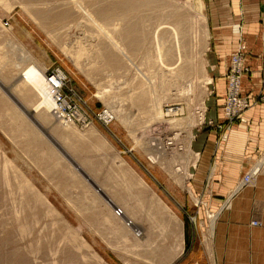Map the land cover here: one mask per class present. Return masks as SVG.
Returning a JSON list of instances; mask_svg holds the SVG:
<instances>
[{
    "label": "rangeland",
    "instance_id": "obj_1",
    "mask_svg": "<svg viewBox=\"0 0 264 264\" xmlns=\"http://www.w3.org/2000/svg\"><path fill=\"white\" fill-rule=\"evenodd\" d=\"M75 1L79 3L76 5L77 7L74 6L75 16L70 13V20H67L69 26L59 30L50 26L52 17L62 13L60 10L53 9L52 11V6L56 3L55 0H0V63L3 65H0V180L4 175V156L9 158L18 170L14 172L10 166L7 167L13 192L9 191L6 185L0 183V188H3V192L5 191L3 194L0 193V264H67V262L69 264V261L64 257L63 250H58L61 244H64L63 247L67 245L75 250L72 252L75 254L71 257L72 261L74 260L73 263L99 264L92 256H89L91 253L82 260L81 252L84 249L80 251L76 241V243L71 241L69 236L64 237V228L61 227L62 224L59 220L67 222L77 234L86 240L89 248L88 251H84L85 254L89 251L96 252L106 264H126L122 253L131 247L132 238L130 237L133 231L129 230H140L143 233L142 237H145L144 234L148 228L161 231V233L155 231L161 235V242H164L167 237L164 242V247L169 254L167 264H224L225 257H220L217 253L226 252L225 247L231 246L233 243L226 240L224 248L218 251L216 243L214 244L213 241V233L217 216L224 215L226 212L230 213L232 204L228 200L223 201L220 208L210 207L206 200H202L191 190L190 181L192 179L189 180V178L193 174L192 165L196 162L192 149L195 130L205 127L207 124L217 126L220 123H216L213 119L208 120L206 101L211 94L210 80L212 81L213 76L212 36L213 31L217 28L218 18L219 25L225 21L224 15L220 18L225 3L217 0H159V4L154 3L151 10L149 12L146 10L143 15L149 17L146 26L148 31L145 30L148 34L150 31L149 46L145 47L143 44L141 50L127 51V54L122 56L123 61L121 62L122 65H126V69L123 66L120 68L121 70H117L114 65L109 64L101 56L95 60V58L83 55L80 59L81 64L75 60V52L77 53L81 46L87 50L96 44V41L93 42V37L97 36V32H94H99V30H97L95 22L98 21L97 24H102L103 28L112 29L118 26L119 20L115 14L114 16L113 13L108 12L107 17L99 16L103 15L100 10L102 6V8H111L116 0ZM48 2L53 4L50 5ZM58 4L54 7L59 6ZM87 7L89 12L90 9L93 12H90L93 15L90 17L94 18V21L85 15L88 12ZM41 8L45 9V12L41 14L46 16H43L42 19L39 18L40 21L37 18ZM37 13L39 14L37 15ZM138 16L141 18V15L138 14ZM179 16L184 18V24H182L184 30L188 29L184 31L185 33L183 32L185 36L181 35L180 41L185 45L184 52L187 53L185 50H190L191 57L195 56V67H198L195 74L198 76H195L194 80L192 77L187 78L188 80L185 79L184 81L187 83L183 81L182 84H174L175 79L173 81V79H169L170 77H162L156 67L151 66L152 62L146 59V51L150 50L151 54L156 53L153 45V32L158 29L161 22L163 24H161L160 28L162 29L160 30L165 31V36L169 39L166 27L169 31L176 28ZM203 18L204 22L201 20ZM89 19L92 22L88 21ZM76 20H79L83 27H77ZM185 20L190 23L187 25ZM174 23L177 25L175 26ZM163 27L165 28L163 29ZM189 30L191 31L188 32ZM237 33L240 34L239 29ZM72 41L73 43H71ZM242 42L245 44L243 37L240 36L236 50ZM79 44L82 45L78 47ZM143 47L146 49L145 52ZM86 50L84 49V52L88 54ZM26 54H30L38 64L45 67V75L48 70L55 68L65 74L66 82L61 91L62 97L70 107L78 110L79 114L84 117L85 123L78 120L69 123L57 118L53 113H50L46 122L41 121L39 117L33 119L29 115L26 108L31 110V107L34 108V103L32 102L31 105L19 94L18 88L23 81L22 78H17L21 69L28 64L25 57L30 59ZM11 65L12 67H10ZM200 69L202 70L201 74ZM15 71L18 72V75H13V79L11 76ZM196 77H199L198 79L202 82ZM202 77L204 78L201 79ZM164 78L165 80H163ZM183 85L186 87L183 88ZM187 85H191V87H187ZM164 92L170 93L171 98L162 102L163 118L156 119L151 116L153 114L151 104L154 105L155 99ZM137 95L141 98L144 96L143 98L146 100ZM225 99L226 89L222 109ZM12 109L21 115V120L16 118ZM42 109L43 107L37 112L44 110ZM168 109H170L169 114H167ZM107 110L112 115L115 113V117L105 119L103 113ZM241 119L240 117L235 121ZM224 121L226 120L224 119L222 122ZM96 141H99L98 144ZM154 153L158 154V162H153L150 157ZM48 169L49 171H47ZM126 172L130 174L126 175ZM13 175L17 179L21 175L27 178L44 196L43 199H47L56 209L57 214L48 213L43 203L40 200L37 203L38 199L36 200L32 193L27 192V188H16ZM130 175L135 176L131 177L136 180L143 177L142 179L151 187L150 192L156 193L172 213H166L159 205L152 202L153 199H149V196L140 194L139 187H135L136 183L134 179L130 180L132 179ZM22 191H26V193ZM22 194L28 195L33 200V204H38V211L41 212L38 216H40L39 220H42L35 223L34 218L31 220L33 216H29L30 220L24 221L26 223H23V226L20 219H17L18 223L14 218V208L22 210L20 212L22 217L27 213L24 208L25 203L23 204V200L19 199ZM202 197H210V193L204 191ZM110 198L114 201L109 202ZM122 210H124V214L119 217ZM153 215L156 216L153 217ZM173 215L174 217H170ZM114 216L119 217V220ZM175 216L177 217L175 218ZM46 219L52 223H48ZM130 220H134V224L126 229L124 225L128 226L127 223ZM258 222L260 223L258 226H261V222ZM52 227L55 228V235L51 234L52 230L49 231ZM46 233H49L48 236L53 238L46 237ZM123 247L124 249H122ZM213 247L215 253L212 252ZM43 249L48 250L47 255ZM55 249L58 252H54ZM118 249L119 251H117ZM156 250L160 252L161 249ZM52 254H57L54 261L51 259ZM162 257L163 254L160 253L156 256L151 255L142 263L157 264Z\"/></svg>",
    "mask_w": 264,
    "mask_h": 264
},
{
    "label": "crops",
    "instance_id": "obj_2",
    "mask_svg": "<svg viewBox=\"0 0 264 264\" xmlns=\"http://www.w3.org/2000/svg\"><path fill=\"white\" fill-rule=\"evenodd\" d=\"M225 3L220 14L224 23L213 31L211 94L208 97L207 116L216 123L224 120L222 103L225 96V74L235 52L238 38L245 42V64L249 72L243 77L242 93L257 99L264 87L263 78V0H217ZM240 31V34L237 31ZM243 120L227 124L223 129L207 124L197 128L192 138L193 158L191 190L220 208L223 201L231 202L230 213L218 215L213 241L217 250L226 252L224 264H264V166L255 185L237 190L243 175L264 149V107L258 102L244 111ZM210 197H202L203 192ZM251 214V216H250ZM258 220L261 226H253ZM228 245V244H227ZM213 253L214 247H213Z\"/></svg>",
    "mask_w": 264,
    "mask_h": 264
},
{
    "label": "bare ground",
    "instance_id": "obj_3",
    "mask_svg": "<svg viewBox=\"0 0 264 264\" xmlns=\"http://www.w3.org/2000/svg\"><path fill=\"white\" fill-rule=\"evenodd\" d=\"M56 1V3H51V4H53V6H52V11H53V9L54 10H60V11H62V13H58V14H56V15H54L53 17H52V20H51V25L50 26H52V27H54L55 29H63V28H65L67 25H68V21L67 20H70V17H71V14L70 13H73V15H74V12H76V10H75V7L74 6H76V5H79V3H77L75 0H63L61 3H59L58 4V2H60L61 0H59V1H57V0H55ZM78 1V0H77ZM82 1H84V0H82ZM89 1H91V0H89ZM103 1V0H102ZM105 1V0H104ZM159 0H116V3H114V5L111 7V8H109L108 6V8H102L101 7V12L103 13V15H99V16H106V14L109 12V13H113V15L115 14L116 16H117V18H118V20H119V24H118V26H116L117 27V29H116V27H113L112 29L110 28H103V27H101V25H99V24H97V19H96V21L97 22H95L96 23V27L98 28L97 30H99V32L98 31H93L94 33H96L97 32V36L95 37H93L94 38V40H93V42H95L96 41V44H91L92 46H91V48H87V50H86V48H83L80 44L78 45V47L79 46H81L80 47V49L78 48V47H76V48H78L79 50H77V53L75 52V55H76V59L75 60H77V62H79L80 64H81V62H80V59L82 58V56L83 55H85V56H90V57H92V58H95V60L97 59V57L98 56H101L102 58H104L105 60H107L108 61V63L109 64H112V66L114 65V67H116L115 69H117V70H119L121 67H123L124 66V68L126 69V65L125 64H123L122 65V56L123 55H125V54H127L126 52L128 51H132V52H135V51H137V50H141V48H142V46H143V44H144V46L146 47V45H148L149 46V40H150V31H149V34H148V32L146 33L145 32V30H147L146 28V26H147V21H149V17H146V16H143L144 15V13H145V11L147 10L148 12L151 10V7L153 6V4L155 3L156 5L157 4H159V2H158ZM160 1H162V0H160ZM53 2V1H52ZM92 2V1H91ZM189 2V1H188ZM40 3V2H39ZM49 3V2H48ZM96 3V2H95ZM104 3V2H103ZM180 3V2H179ZM190 3V2H189ZM50 4V3H49ZM50 4V5H51ZM56 4H58L59 6H56V7H54V5H56ZM82 4H83V2H82ZM184 4H188V3H184ZM96 5V4H95ZM82 6V5H81ZM81 6H80V8H81ZM84 6V5H83ZM101 6V5H100ZM185 6V5H184ZM77 7V6H76ZM86 7V6H85ZM96 7V6H95ZM105 7V6H104ZM177 7V6H176ZM97 8H99V7H97ZM49 9V8H48ZM179 10H180V8H178ZM98 10V9H97ZM83 11V10H82ZM87 11H88V7H87ZM176 11H177V8H176ZM45 12V9L43 8H41V11H40V14L39 13H37V15L39 14V16H38V18H37V20L39 19V18H44L43 16H46V15H43V14H41V13H44ZM47 12V11H46ZM51 12V11H50ZM78 12H79V10H78ZM77 12V13H78ZM85 12V11H84ZM89 12V11H88ZM88 12H87V14H85V15H87V16H91V17H93V15L91 14V13H93L92 11H91V9H90V12H89V14H88ZM48 13V12H47ZM96 13V12H95ZM94 13V14H95ZM98 13V12H97ZM100 13V12H99ZM98 13V14H99ZM101 13V14H102ZM147 13V12H146ZM174 13H176V12H174ZM138 14L139 15H141V18H139V16H138ZM72 15V16H73ZM80 15H81V13H80ZM114 15V16H115ZM75 16V15H74ZM107 16H108V14H107ZM106 16V17H107ZM155 16V15H154ZM80 17V16H79ZM90 17V18H91ZM95 17V16H94ZM111 17V16H110ZM165 17V16H164ZM164 17H162V18H164ZM193 17V16H192ZM78 18V17H77ZM83 18V17H82ZM87 18V17H86ZM161 18V17H160ZM191 18V17H190ZM92 19V18H91ZM91 19H89L88 21H90V22H92V21H94V18L92 19V21H91ZM183 17L182 16H179L178 18H177V21H178V25H177V27L175 28H173V29H171V31H169V30H167L168 29V27H166L167 29H166V32L168 33V35H169V39L168 38H166V36H165V31H161L160 29H162V28H160V26H161V24H163L162 22H161V24L159 25V27H158V29H155V31L152 33L153 34V38H154V50L156 51V53L155 54H151L150 53V50H147L146 51V59L149 61V62H152V67H156V70H158V72L161 74V76L163 77V76H167L169 79H173V81H174V79H175V81H174V84H179V83H181V82H183L185 79H187V78H190V77H192L193 78V80H194V78H195V76H198V74L196 75L195 73H197V71H196V69L198 68H196L195 67V61H194V59H195V56L192 58L191 57V53L188 51V50H185V51H187V53H185L184 52V50H183V48H184V44H183V42L182 41H180V38H181V35H183V32L185 31V30H188V29H185L184 30V28H183V26H182V24H184V22H183ZM189 19V18H188ZM40 20V19H39ZM80 20V19H79ZM79 20L77 21V23H75L76 24V26L78 27V26H82L83 27V25L79 22ZM81 20H83V19H81ZM115 20V19H114ZM155 20H156V18H155ZM164 20V19H163ZM203 22L205 21V19L203 18V19H201ZM41 21V20H40ZM67 21V22H66ZM161 21H162V19H161ZM185 21H187V25L190 23V22H188V20H185ZM190 21V20H189ZM197 21V24H198V20H196ZM75 22V20L73 21V23ZM195 22V21H194ZM43 23H44V20H43ZM83 23V22H82ZM94 23V22H93ZM107 23V22H106ZM186 23V22H185ZM192 23V22H191ZM201 23V22H200ZM70 24V23H69ZM91 24V23H90ZM105 24V23H104ZM111 24V23H110ZM92 25V24H91ZM174 25H175V23H174ZM175 25V26H176ZM199 25V24H198ZM69 26V25H68ZM73 26V25H72ZM92 26H94V25H92ZM109 26V25H108ZM96 27H94V28H96ZM106 27V26H105ZM110 27V26H109ZM185 27H186V25H185ZM201 27V26H200ZM165 27H163V29H164ZM187 28V27H186ZM76 29V28H75ZM54 30V29H53ZM193 30V29H192ZM148 31V30H147ZM191 30H189L188 32H190ZM171 32H173L172 34H171ZM89 33V32H88ZM94 33H92V34H94ZM185 33V32H184ZM52 34V33H51ZM90 34V33H89ZM151 34V35H152ZM53 35V34H52ZM167 35V36H168ZM183 36H185V34L183 35ZM208 37V36H207ZM55 38V37H54ZM187 39H189V38H187ZM184 41V40H183ZM187 41H189V40H187ZM77 42V41H76ZM105 42V43H104ZM190 42V41H189ZM71 43H73V41L71 42ZM15 45V44H14ZM94 46V47H93ZM14 47H16V46H14ZM94 48V49H93ZM191 48V47H190ZM84 49L86 50V51H88L87 53L88 54H86V52H84ZM89 49V50H88ZM144 50H146L144 47H143V51ZM84 52V53H83ZM145 52V51H144ZM190 53V55H189V53ZM148 53V54H147ZM28 57H30V59L29 58H26L25 57V60L27 59V65L25 66V67H23L22 69H21V71H20V74L18 75V72H13L12 73V78H13V75L15 76V75H18V79H20V78H22V83H21V85H20V88H18L19 90H18V92H19V94L22 96V98H24V99H26V101H28V102H30L31 103V105H32V102L34 103V108H32L31 107V110L30 109H28V108H26V111H28V113H29V115H31L32 116V118L33 119H36L37 117H39L40 119H41V121H44V122H46L48 119H49V115H50V113H53V109L54 108H56V99H57V93L55 92V93H53V89L48 85V83H47V81H46V77H45V67H43L41 64H38V62L36 61V60H34V58L30 55V54H26ZM132 55V54H131ZM145 55V54H144ZM4 56V55H3ZM84 56V57H85ZM119 56V57H118ZM132 57V56H131ZM5 58V57H4ZM3 58V59H4ZM191 58H192V60H191ZM91 59V58H90ZM121 59V60H120ZM198 60V59H197ZM196 60V61H197ZM2 61V60H1ZM112 61V62H111ZM198 62V61H197ZM79 63H78V65H79ZM147 63V62H146ZM25 64V63H24ZM149 64V63H148ZM0 65H2V63H0ZM13 65V64H12ZM12 65L10 66V67H12ZM201 65V64H200ZM3 66V65H2ZM6 66H7V64H6ZM197 66V65H196ZM86 68V67H85ZM203 68V67H202ZM16 69V68H15ZM204 69V68H203ZM121 70V69H120ZM201 70V69H200ZM202 73V70H201V72H200V74ZM204 73H205V71H204ZM98 76V75H97ZM204 76V75H203ZM205 77V76H204ZM204 77H202L201 79H203ZM17 78H15V79H17ZM167 78V79H168ZM197 78V77H196ZM199 78V77H198ZM197 78V79H198ZM14 79V78H13ZM17 79V80H18ZM205 80H207V78L205 77L204 78ZM163 80H165V78L163 79ZM188 80V79H187ZM192 80V81H193ZM199 81H201L200 79H198ZM199 81L197 82V83H199ZM141 82V81H140ZM184 82H186V81H184ZM194 82V81H193ZM202 82V81H201ZM200 82V83H201ZM210 82H211V80H210ZM209 82V83H210ZM164 83V82H163ZM187 83V82H186ZM142 84V83H141ZM182 84V83H181ZM165 85H166V82H165ZM139 87H140V84L138 85ZM164 86V85H163ZM170 86V85H169ZM184 86V85H183ZM191 87V85H187V87ZM195 86V85H194ZM141 87H142V85H141ZM186 86H184L183 88H185ZM182 88V89H183ZM195 88V87H194ZM196 88H197V86H196ZM144 89V88H143ZM167 89V88H166ZM165 89V90H166ZM193 91V90H192ZM183 92H184V90H183ZM182 92V93H183ZM139 93V92H138ZM141 93V92H140ZM146 92H144V95H146L145 94ZM185 93V92H184ZM136 94V93H135ZM142 94V93H141ZM140 94V95H141ZM181 94V93H180ZM143 95V94H142ZM141 95V96H142ZM109 96V95H108ZM136 96V95H135ZM138 96V95H137ZM175 96V95H174ZM186 96V95H185ZM138 97H140V96H138ZM138 97L136 98V100L138 99ZM144 97V96H143ZM142 97V98H143ZM146 97V96H145ZM157 97H159L158 95H157ZM169 97L171 98V95H170V93H162L161 94V96L159 97V98H157V99H155L156 101H155V103H154V105L153 104H151L152 106H153V110H152V108L150 109V111L151 112H153V114L151 115L152 117L154 116V118L156 117V119H160L163 115H162V110H161V106H162V102H164V101H167V100H165V99H169ZM178 97V96H177ZM200 97V96H199ZM133 98V97H132ZM141 98V97H140ZM141 98V99H142ZM176 99V98H175ZM178 99V98H177ZM184 99V98H183ZM118 100V99H117ZM135 100V101H136ZM143 100H146V98L144 99L143 98ZM142 100V101H143ZM152 100V99H151ZM139 101V100H138ZM137 102V101H136ZM152 103V102H151ZM139 105V104H138ZM148 106V105H147ZM41 107H43V111H41V112H37V111H39V109L41 108ZM206 108V107H205ZM13 110V109H12ZM15 110V109H14ZM13 110V111H14ZM148 110V109H147ZM168 111V113L167 114H169V112H170V109H168L167 110ZM113 112V111H112ZM147 112V111H146ZM172 112V111H171ZM14 114H15V116H16V118H18L19 120H21L20 118H21V115H18L17 113H16V111H14ZM107 114H108V116H107V118H112V116H114L115 115V113L112 115V113L110 112V111H108L107 110ZM150 114V113H149ZM173 114V113H172ZM51 115H53V114H51ZM119 115V114H118ZM115 117V116H114ZM205 117V116H204ZM53 118V117H52ZM163 118V117H162ZM162 120V119H161ZM177 121V120H176ZM176 121H174V122H176ZM173 122V121H172ZM171 122V123H172ZM177 124V123H176ZM176 124H174V125H176ZM178 124H179V121H178ZM180 125V124H179ZM191 125V124H190ZM192 126V125H191ZM71 127V126H70ZM129 127V126H128ZM91 128H92V130H94L93 129V127L91 126ZM67 130V129H66ZM99 131V130H98ZM100 132V131H99ZM62 134V133H61ZM179 134V133H178ZM68 135V134H67ZM63 137V136H62ZM95 137V136H94ZM176 137H177V135H176ZM175 137V138H176ZM96 139H97V137H96ZM97 142V141H96ZM99 142V141H98ZM98 142H97V144H98ZM104 143V142H103ZM102 144V143H101ZM105 145V144H104ZM156 150V149H155ZM49 151V150H48ZM51 151V150H50ZM49 151V152H50ZM165 151V150H164ZM54 152V151H53ZM53 152H51V154L52 155H54L53 154ZM56 154V153H55ZM151 154V153H150ZM185 154V153H184ZM181 155V154H180ZM53 157V156H52ZM51 157V158H52ZM150 157H152L151 159H152V161L153 162H158V154L157 155H155V153H154V155H150ZM160 158V157H159ZM53 159V158H52ZM3 162H4V172H3V176H1V178H2V180H0V183H2L3 185H6L7 186V189L9 190V191H11V192H13L12 191V185H11V182H10V180H11V177L9 176V170L7 169V167H11L12 168V170L14 169V172L16 171H18L17 170V168L15 167V166H13V164H12V162H11V160L9 159V158H7L6 156H4V158H3ZM36 162V161H35ZM39 162V161H38ZM162 163V162H161ZM41 164V163H40ZM43 164V163H42ZM46 165H48V164H46ZM45 165V166H46ZM124 165V164H123ZM39 166V165H38ZM48 167V166H47ZM131 167V166H130ZM180 168V167H179ZM186 168V167H185ZM42 170V169H41ZM123 170V169H122ZM128 170V169H127ZM131 170V169H130ZM47 171H49V169L47 170ZM120 171V170H119ZM175 171V170H174ZM125 172V171H124ZM128 172H130V173H132L133 174V172H131V171H128ZM135 172V171H134ZM117 173V172H116ZM129 173V174H130ZM107 174V173H106ZM128 173L126 172V175H127ZM128 174V175H129ZM174 174V173H173ZM172 174V175H173ZM59 175V174H58ZM122 175V174H121ZM171 175V176H172ZM14 177H15V179H13V180H15V183H16V185H15V187L16 188H18V189H21L22 187L23 188H27V192H29V193H32V195H33V197L37 200V203H38V201L40 200L42 203H43V205H44V207L46 208V211L48 212V213H50V214H57L56 213V209L53 207V206H51V204L47 201V199L46 200H44L43 199V197L44 196H42L40 193H39V191L34 187V185L27 179V178H25L24 176H20L18 179H17V177L15 176V175H13ZM119 176V175H118ZM123 176V175H122ZM132 175H130V177H131ZM174 176H175V174H174ZM49 177H51V176H49ZM125 177V176H124ZM132 177H135V176H132ZM131 177V178H132ZM143 178V177H142ZM142 178H138V180H136L135 178H132V179H130L131 181H133V179H134V181H135V183H136V186L135 187H139V189H140V194H145L146 196H149L150 198L149 199H153V201L152 202H154V203H156V205H159L162 209H164L165 211H166V213H172L171 212V209L165 204V203H163L161 200L162 199H160L159 198V196L156 194V193H154V192H150L151 191V187H149L148 186V184L145 182V180H143ZM179 178V177H178ZM176 179H177V177H176ZM180 179V178H179ZM122 180V179H121ZM128 180V179H127ZM126 180V181H127ZM178 182H179V180H178ZM100 183V182H99ZM127 183V182H126ZM98 184V183H97ZM14 185V184H13ZM115 185V184H114ZM134 186V185H133ZM130 188V187H129ZM121 189V188H120ZM127 189V188H126ZM23 190V189H22ZM24 190H26V189H24ZM30 190V191H29ZM102 190V189H101ZM22 192H25L26 193V191H22ZM21 192V193H22ZM127 192V191H126ZM0 193H5V191L3 192V188L1 189L0 188ZM6 195V194H5ZM4 195V196H5ZM8 195V194H7ZM21 195V194H20ZM115 195V194H114ZM144 195V196H145ZM120 196V195H119ZM6 197V196H5ZM16 197V196H15ZM32 197V198H33ZM137 197V196H136ZM142 197V196H141ZM2 198V197H1ZM22 199L23 200V204L25 203V211L27 212V213H25V215H24V217H22L21 215H20V212H22V210H20L19 208H14V218L17 220V219H20V223H22L21 225H23V223H24V221H28V219L30 220V218H29V216H33L32 218H31V220L34 218V220H35V223H37V222H39L40 220H42V219H40L39 220V217L40 216H38V215H40V213H39V207H38V204L37 203H35V204H33V200H31L29 197H28V195H26V194H22V197H19V199ZM115 198V197H114ZM21 199H20V201H21ZM146 199H147V197H146ZM6 200V199H5ZM12 200V199H11ZM17 200H18V198H17ZM13 201V200H12ZM114 200H112L111 198L109 199V202H113ZM148 201H150V200H148ZM16 202V201H15ZM129 202V201H128ZM1 203H3V202H1ZM16 204V203H15ZM22 205V204H21ZM42 205V206H43ZM77 205V204H76ZM144 206V205H143ZM22 207V206H21ZM75 207V206H74ZM128 207V206H127ZM156 207V206H155ZM77 208V207H76ZM160 208V210H162ZM111 209V208H110ZM152 209H154V208H152ZM24 210V209H23ZM44 211V210H43ZM116 211V210H115ZM45 212V211H44ZM110 212V211H109ZM38 213V214H37ZM54 214V215H55ZM116 215H117V213H115ZM114 214V215H115ZM124 214V210H122V212H121V214L119 215V217L121 216V215H123ZM110 216V215H109ZM135 216V215H134ZM154 216H156V215H153V217ZM105 217V216H104ZM107 217V216H106ZM115 217V216H114ZM114 217H112V219L114 218ZM117 217V216H116ZM115 217V219H118V218H116ZM167 217V216H166ZM170 217H174V215L173 216H170ZM177 216H175V218H176ZM93 218V217H92ZM115 219H113V220H115ZM164 219H165V217H164ZM178 219V218H177ZM59 220V219H58ZM111 219H110V217H109V221H110ZM119 220V219H118ZM122 220V219H121ZM18 221V220H17ZM21 221H23V222H21ZM46 221L48 222V220L46 219ZM60 221V224H62V226L61 227H63L64 228V233H65V235H64V237H68L69 236V239H71V241H73V242H77L78 243V247H79V250L81 251V249L83 250L84 249V251L86 250V251H88V248H89V244L86 242V240L81 236V235H79V234H77V232L72 228V226H70L67 222H65V221H63V220H59ZM58 221V222H59ZM159 221V220H158ZM43 222V221H42ZM41 222V224H44V223H42ZM156 222V221H155ZM160 222V221H159ZM18 223H19V221H18ZM26 223V222H25ZM24 223V224H25ZM30 223V222H29ZM32 223V222H31ZM48 223H50V222H48ZM52 223V222H51ZM50 223V224H51ZM57 223V222H56ZM110 223H112L113 224V222H110ZM161 223V222H160ZM49 224V225H50ZM115 224V223H114ZM134 224V220H130L128 223H127V225L128 226H126V225H124L125 226V228L126 229H128L127 227H129L130 225L132 226ZM45 225V224H44ZM43 225V226H44ZM120 225H122V224H120ZM119 225V226H120ZM19 226H20V224H19ZM24 226V225H23ZM47 226V225H46ZM115 226V225H114ZM117 226V225H116ZM152 226V225H151ZM29 227V226H28ZM38 227V226H37ZM41 228H42V226H40ZM39 227V228H40ZM45 227V226H44ZM153 227V226H152ZM151 227V228H152ZM161 227H163V226H161ZM23 228V227H22ZM115 228V227H114ZM154 228V227H153ZM165 228V227H164ZM167 228V227H166ZM18 229V228H17ZM25 229H26V227H25ZM43 229V228H42ZM117 229H120V228H118L117 227ZM132 229V228H131ZM145 229V228H144ZM169 229V228H168ZM34 230H35V226H34ZM37 230V229H36ZM39 230H41V229H39ZM52 230V231H51ZM115 230H116V228H115ZM45 231V230H44ZM49 231H51L50 233L51 234H56L55 233V228L54 227H52L51 229H49ZM119 231V230H118ZM123 231H125V230H123ZM129 231H133V232H131V237L130 238H132V241L130 242V246L131 247H129V250H126L125 252H123V253H125L124 255H123V253H122V258H123V260L125 261V263L126 264H143L142 262L144 261L145 262V259L147 260V258L149 259V257H151V255L153 256H156L158 253H160V254H163V257L161 258V259H159L158 260V263L157 264H167V262H168V258H169V254H168V250L167 249H165V247H164V242L166 241L165 239L167 238V237H165V239H164V242H161V235L160 234H157L156 232H158V233H161V231H157V229L156 230H154V229H150V228H148V229H146V232H145V237H142V232L140 231V230H129ZM140 231V232H139ZM156 231V232H155ZM42 232V231H41ZM127 232V231H126ZM47 234V233H46ZM45 234V235H46ZM120 234V233H119ZM165 234V233H164ZM49 235V233L46 235V237ZM106 235V234H105ZM111 235V234H110ZM51 236V235H50ZM41 237H43V236H41ZM45 237V236H44ZM45 237V238H46ZM49 237V236H48ZM62 238L63 240L65 239V238ZM50 239L51 238H53V237H49ZM127 238H129L128 237V235H127ZM164 238V237H163ZM169 238V237H168ZM61 239V238H60ZM39 240V239H38ZM47 240H49L48 238H47ZM59 240V239H58ZM67 240V239H66ZM40 241V240H39ZM56 241V240H55ZM184 241V240H183ZM45 242H46V240H45ZM44 242V244H46ZM62 242H65V241H62ZM75 242V243H76ZM124 242V241H123ZM127 242V241H126ZM179 242V241H178ZM53 243V242H52ZM49 244H50V241H49ZM57 244V243H56ZM37 245V244H36ZM59 245V244H58ZM61 245H62V248H61ZM60 245V248H58V250H63V254H64V257L66 258V260L67 261H69V264H79V263H73L74 262V260L72 261V259H71V257H72V255L73 254H75V253H72V252H74L75 250H73V248L72 247H67V245H65L64 247H63V245L64 244H61ZM126 245V244H125ZM38 246V245H37ZM46 246V245H45ZM44 246V247H45ZM53 246V245H52ZM71 246H72V244H71ZM55 247H58V246H56L55 245ZM128 247V246H127ZM127 247H125V248H127ZM159 247H161V248H159ZM38 248V247H37ZM130 248H131V250H130ZM34 249V248H33ZM46 249V248H45ZM45 249H43V251L46 253V252H48V250H45ZM47 249H48V245H47ZM122 249H124V247L122 248ZM156 249H161V250H159L160 252H158ZM56 251H54V252H58L57 251V249H55ZM78 250V251H79ZM121 250V249H120ZM51 251V250H50ZM77 251V250H76ZM84 251H82L81 252V258H82V260H83V258L85 257V256H87V254L89 255L90 253V255L89 256H92L95 260H96V262L97 263H99V264H102L104 261H103V259L101 258V256L100 255H98L96 252H91V251H89V252H87L86 254H85V252ZM117 251H119V249L117 250ZM124 251V250H123ZM157 251V252H156ZM43 252V253H44ZM121 252V251H120ZM21 253V252H20ZM27 253V252H26ZM44 253V254H45ZM72 253V254H71ZM118 253V252H117ZM155 253H156V255H155ZM46 255H47V253H46ZM55 255L57 256V254H52L51 256H53L51 259H53V261H54V257H55ZM118 255V254H117ZM119 255H121V254H119ZM44 256V255H43ZM50 257V256H49ZM61 257V256H60ZM59 257V258H60ZM39 258V257H38ZM74 258H75V256H74ZM33 259V258H32ZM34 259H35V257H34ZM63 259V258H62ZM37 260H39V259H37ZM56 260V259H55ZM155 260V259H154ZM84 261H85V259H84ZM64 262H66V261H64ZM147 262V261H146ZM35 263V262H34ZM51 264V263H50ZM64 264V263H63ZM67 264H68V262H67ZM84 264V263H83ZM90 264V263H89ZM103 264H106V263H103ZM149 264H150V262H149Z\"/></svg>",
    "mask_w": 264,
    "mask_h": 264
},
{
    "label": "built area",
    "instance_id": "obj_4",
    "mask_svg": "<svg viewBox=\"0 0 264 264\" xmlns=\"http://www.w3.org/2000/svg\"><path fill=\"white\" fill-rule=\"evenodd\" d=\"M263 41H264V26H263ZM249 72V68L245 64V44L240 43L236 52L233 54L230 60V64L226 73L227 88H226V99L223 105V116L226 121L220 122L217 127L223 129L224 124H232L235 120L240 117L243 120L242 114L247 109L251 108L255 103L260 102L264 107V87L258 98L250 99L248 96L243 95V77ZM263 78H264V53H263ZM45 75L48 85L54 90L53 93H57L56 108L53 109V114L66 122L78 120L81 123H85V119L81 116L78 110H74L66 100L62 97L61 91L65 86L66 76L58 68L48 70ZM106 119L107 112L103 113ZM65 118V119H64ZM110 118V117H109ZM227 126V125H226ZM264 166V149L260 153V156L249 168V170L243 175L237 185V190L242 188L255 185L259 174ZM253 225L258 226V221H253Z\"/></svg>",
    "mask_w": 264,
    "mask_h": 264
}]
</instances>
